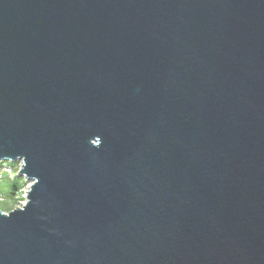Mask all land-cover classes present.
Segmentation results:
<instances>
[{
  "label": "water",
  "instance_id": "obj_1",
  "mask_svg": "<svg viewBox=\"0 0 264 264\" xmlns=\"http://www.w3.org/2000/svg\"><path fill=\"white\" fill-rule=\"evenodd\" d=\"M0 264H264V0H0Z\"/></svg>",
  "mask_w": 264,
  "mask_h": 264
},
{
  "label": "rangeland",
  "instance_id": "obj_2",
  "mask_svg": "<svg viewBox=\"0 0 264 264\" xmlns=\"http://www.w3.org/2000/svg\"><path fill=\"white\" fill-rule=\"evenodd\" d=\"M20 162H0V211L8 213L21 207L31 181L19 175Z\"/></svg>",
  "mask_w": 264,
  "mask_h": 264
}]
</instances>
